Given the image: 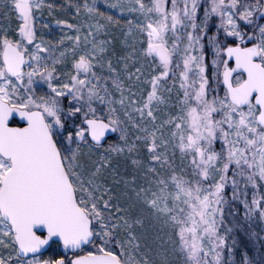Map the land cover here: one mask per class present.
I'll return each instance as SVG.
<instances>
[{
  "label": "snow or ice",
  "instance_id": "1",
  "mask_svg": "<svg viewBox=\"0 0 264 264\" xmlns=\"http://www.w3.org/2000/svg\"><path fill=\"white\" fill-rule=\"evenodd\" d=\"M261 245L264 0H0V264Z\"/></svg>",
  "mask_w": 264,
  "mask_h": 264
},
{
  "label": "rangeland",
  "instance_id": "2",
  "mask_svg": "<svg viewBox=\"0 0 264 264\" xmlns=\"http://www.w3.org/2000/svg\"><path fill=\"white\" fill-rule=\"evenodd\" d=\"M226 193L230 199L231 198V188L230 187L226 190ZM230 213H232V214H230ZM242 216H243V209L238 202L232 201L229 206H226V208H225L226 224H231L234 218H235L237 223H241L242 222ZM254 227L256 228V230H259V224L258 223L256 225H254ZM236 229H239V228H235L234 231ZM239 230H241V229H239ZM241 232L248 239L245 232L243 230H241ZM250 246H251V244H250ZM251 248H252V246H251ZM261 248L264 249V245H261Z\"/></svg>",
  "mask_w": 264,
  "mask_h": 264
},
{
  "label": "trees",
  "instance_id": "3",
  "mask_svg": "<svg viewBox=\"0 0 264 264\" xmlns=\"http://www.w3.org/2000/svg\"><path fill=\"white\" fill-rule=\"evenodd\" d=\"M232 237L235 238L236 241V245H235V255H236V260L237 262L240 260L241 258V254L248 250L251 253V246H250V241L249 239H247L243 233L241 232V230L236 229L235 231L233 230ZM231 243V240L229 241Z\"/></svg>",
  "mask_w": 264,
  "mask_h": 264
}]
</instances>
